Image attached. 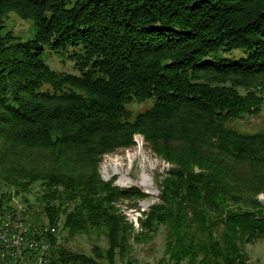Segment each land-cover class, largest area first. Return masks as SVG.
<instances>
[{"label": "trees", "instance_id": "1", "mask_svg": "<svg viewBox=\"0 0 264 264\" xmlns=\"http://www.w3.org/2000/svg\"><path fill=\"white\" fill-rule=\"evenodd\" d=\"M10 11L33 20V38L2 33ZM47 47L71 48L79 73L52 69ZM235 49L237 61H202ZM263 106L264 0H0V222L39 182L41 210L21 196L34 227L107 239L86 253L45 232L44 264H115L160 227L162 264H247L242 244L264 238V130L235 121ZM136 134L170 164L140 233L119 203L147 194L100 173Z\"/></svg>", "mask_w": 264, "mask_h": 264}, {"label": "rangeland", "instance_id": "2", "mask_svg": "<svg viewBox=\"0 0 264 264\" xmlns=\"http://www.w3.org/2000/svg\"><path fill=\"white\" fill-rule=\"evenodd\" d=\"M1 31L2 33L11 31L20 40H28L34 37L36 29L32 19L22 18L15 11H10L3 17V28ZM70 49L55 50L47 47L43 57L50 67L58 72L79 73L75 62L68 58ZM243 50L217 51L203 58L202 61L212 59H221L225 62L237 61L241 56L245 55ZM152 104L153 100L131 103L129 105L130 118L133 119L137 113L146 110ZM235 126L247 132L263 131L264 106L259 114L245 115L243 118L236 120ZM169 168L170 164L151 150L141 134L135 135V144L133 146L103 156L100 163V173L103 179H113L114 184L122 188L138 187L147 194L146 197L141 199H125L119 203L121 212L126 217V220L133 225L136 233L141 232L140 220L146 217V212L150 209V206L159 202L160 189L157 179H162ZM43 190L44 188L39 182L34 183L28 190L21 191L20 195L13 196L12 203L26 208L27 203L21 197L23 195L32 204L31 214L37 212L42 208L41 195ZM258 199L264 202V194L260 193ZM43 219L47 221L45 216H43ZM62 225L61 221L55 231L59 245L69 246L73 250L86 253H92L93 246L96 244L101 247L107 246V239L103 230L92 229L86 233L69 236L68 231L63 229ZM32 233V228H29L28 235L32 236ZM151 236L150 239L143 242H137L132 239L133 249L129 259H118L115 264H162L160 260L165 258L164 228L160 227L159 231ZM45 241L50 244L46 238ZM242 252L247 258V264H264V238L254 243L242 244ZM7 257L8 255L3 258ZM2 261L4 260L2 259ZM8 262L10 264H29L31 262L34 264L36 260L33 256L25 258V256L21 255L17 259H9Z\"/></svg>", "mask_w": 264, "mask_h": 264}, {"label": "built area", "instance_id": "3", "mask_svg": "<svg viewBox=\"0 0 264 264\" xmlns=\"http://www.w3.org/2000/svg\"><path fill=\"white\" fill-rule=\"evenodd\" d=\"M11 206L12 211L5 216V224L0 225V241L8 242V260L17 259L21 255L25 258L33 256L36 260L34 264H44L47 261L45 253L50 248V244L45 241L44 233L48 231L55 232L56 229L54 227H34L26 219L25 208L13 205V203ZM11 215L21 216V223H18L17 226H10ZM28 228H32L33 231L30 241H19V234H26ZM24 243L25 245H23ZM2 256H5V254H2ZM29 264H32V262Z\"/></svg>", "mask_w": 264, "mask_h": 264}, {"label": "bare ground", "instance_id": "4", "mask_svg": "<svg viewBox=\"0 0 264 264\" xmlns=\"http://www.w3.org/2000/svg\"><path fill=\"white\" fill-rule=\"evenodd\" d=\"M18 223H21V216L11 215L10 226H17ZM3 224H5V218H3V220L0 222V225H3ZM28 231H29V228L26 231V234H19V241H30V238L28 237ZM23 245H25V243ZM2 254H5V256H2ZM7 255H8V242L0 241V257L3 258V257H6Z\"/></svg>", "mask_w": 264, "mask_h": 264}]
</instances>
